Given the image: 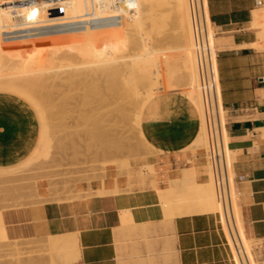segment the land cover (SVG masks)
Returning <instances> with one entry per match:
<instances>
[{
	"label": "crops",
	"instance_id": "0c3cea01",
	"mask_svg": "<svg viewBox=\"0 0 264 264\" xmlns=\"http://www.w3.org/2000/svg\"><path fill=\"white\" fill-rule=\"evenodd\" d=\"M205 3L208 13L207 0ZM208 3L209 28L217 33L213 46L215 50L216 43L219 47V75L214 59L212 93L227 134L230 163L233 158L236 172L246 176L237 182V198L244 227L256 245L264 242V38L260 39L264 0ZM193 66L199 106L182 92L171 90L151 100L142 114L144 135L157 150L152 162L162 189L169 186L172 176L181 177L185 170L204 180L207 166L208 179L214 165L206 151L213 144L212 93L203 80L199 50L193 51ZM201 134L204 145L199 147L207 152L208 163L204 152H194ZM41 136L42 122L36 108L20 94L0 91V170L27 161L39 147ZM114 176L108 171L103 179L83 183L86 195L81 198L9 210L5 216L9 235L44 242L51 236H75L78 256L70 264H234L233 260L240 264L220 228L219 213L164 218L153 188L95 193L111 188ZM123 209H128L129 215ZM130 215L132 223L125 224L124 218ZM254 259L255 264L264 262Z\"/></svg>",
	"mask_w": 264,
	"mask_h": 264
},
{
	"label": "bare ground",
	"instance_id": "6f19581e",
	"mask_svg": "<svg viewBox=\"0 0 264 264\" xmlns=\"http://www.w3.org/2000/svg\"><path fill=\"white\" fill-rule=\"evenodd\" d=\"M73 1L74 0L65 1L62 3V5L66 3L68 4L69 2L73 4ZM75 1L78 2L79 4L81 0L78 1L75 0ZM147 1L151 2V13L148 16H146V19L149 18L150 20L149 24L146 22L145 24L142 21V18L140 17L141 9H140V4L138 5V0H136L137 4L135 10L130 12L119 14L106 9L111 15L110 14L108 15L106 11L104 12H106L109 17L104 13L102 14H104V16H107L108 18L110 17L112 18L111 19L112 21H108L111 22L109 24L107 23L108 19L107 18L105 19V17L102 16L101 13L98 14V12L97 15L91 19H80V18L77 19V17L81 15L84 12V10L83 8H81L82 7L81 5H79V7L71 6L74 9V11L73 9L72 10L70 9L71 11H73L72 12L73 15L71 14L73 17L68 14L67 15L70 16L71 18L68 16L67 17L70 18L71 22L74 23L72 24L73 35L71 34L69 36L67 35L63 40L64 50H65L63 51L64 54H59L53 51L51 52L50 49H48L50 47L49 44L51 43L50 41L56 38V33H45L44 35L42 34L43 36V37L41 36L42 41H40L39 39L40 42L38 43L36 42L37 44H35L33 42L36 39H34L30 42L31 45L29 43L28 44L26 43L27 45H25L24 42L27 40L25 35H27V33H24L25 32L24 27L18 26L19 25L18 21L24 18L25 13H28L26 12L27 10L26 8H24L23 4H16L17 12L14 11L15 12L14 14H11L10 16L6 14L8 17L5 15L4 18H0V24L4 25L6 28L3 29L4 30L3 32H1L3 37L1 38L2 40H0V42L2 41L0 44H1V48L3 49L0 50L1 51L0 64L1 63L15 64L20 62L21 59L25 57H31L33 60L35 59V61H38V59L39 61L41 59H43V61L45 60V62L50 61L51 62L50 64L46 62L50 67V65L53 63H57V62L61 63L62 61L60 60H63L64 56L66 58L68 57L69 59L71 57H72L71 59H74L73 55L79 56L80 54L81 56V54L83 55L85 54L84 56L86 57V55L88 54L87 55L88 57L89 54L91 56V54L94 52L95 54L98 52V54L96 55H100L101 53L108 54L109 53L108 51H111V48L112 49L115 48L114 50L117 49L119 50L120 48H124V47H126V49L130 47L132 49L135 48L134 50L137 51V53L134 56L130 57L129 59H125V58L123 59V57H117L116 55L113 56L112 54L113 50H112L111 56L107 57L105 62L97 65L96 67L90 66V68L88 69H91L92 67L91 70L87 69L88 71H85L84 69L83 72L82 71L79 72L78 70H73L71 68H68L69 70L71 69V71L66 72L67 71L66 68L64 69L65 72L63 71L61 72L63 73L62 76L61 73L58 72V69L57 70L53 69L57 67V68H62L61 70H63V66L60 65V63L59 65L62 67H60L58 64H55V67L51 65L52 69L51 68L49 69V67H47V64L45 63L46 67H44V69L46 68L47 71L51 70L52 73L55 71L52 75L48 74V72L46 74V71L43 69L44 70L43 73L45 72V74H41L42 72H39L40 74H37L40 75L39 77H37L35 73H31L30 76H27L25 70H24L25 75L22 73L23 70H21L22 74L20 73L19 75L17 73L11 72L5 76H0V89L4 88L8 91L12 90L18 92L22 97H24L27 101H29V103L32 104V106L36 108L42 122L41 141L39 147L33 152L32 156L20 166L15 167L8 171H0V173L15 171L17 169H20L21 167H25L27 165L33 164L39 161V159L41 160V158H46L49 156L52 147V142L54 140L53 137L55 135H53L52 133L53 125L51 124L52 120L49 116L51 114L47 112L49 110L46 111L45 109L46 104L44 103H46V100L49 101L52 98V96H54L55 100L54 98H53L54 101L52 99L51 100L56 104V99L57 98L59 99V97L56 96H59V93L58 95L55 96L54 93L52 95V91L58 88L59 91L61 90L60 93H62L63 88L61 87H63V85H65V87H67L69 91H72V89L73 90L79 89L80 92H82L79 93L80 95L82 94L81 96L82 99L79 100L82 101V104L84 106V108L81 106L82 111L84 109L85 112H81L79 116H81L80 117L82 119L81 121H83L87 125L86 128H88V130L86 131L89 134L90 138L95 137L93 133V129H90L91 117L94 116H92L93 113H91V115L90 113L87 114V111L89 110L86 111L85 106L87 104H90L92 109H94L92 111L96 113L95 115L99 113L100 116V114L104 115V113L102 114L101 112V109L103 107L115 105L114 111L119 112L122 117H127V118L130 117V119L133 118L132 120L134 121L135 127L137 128V131L139 133L142 142L147 146L148 149L150 148L151 151H157V150L154 148L152 144L148 142V140L144 135L142 129V114L147 104L151 102V100L159 96L161 92L160 87L165 88V91H167L172 89H178L179 87L182 88L188 85L189 89L183 92L187 94L186 96L190 98L191 101H193L197 106H199V98L197 91L195 89L196 82L194 77L195 74H194V66H193V51L200 49L196 18L194 13V1L193 0L176 1L177 5L173 9L175 10L173 12L174 13L177 12L178 17L176 16V18L178 19L174 17L175 14L171 16L169 14L170 12L168 13L169 16H171V18L174 17L173 20L175 21V23L178 20L176 25L177 26L179 25L178 30L181 33L180 36L182 35L184 39V43H182V46L185 49L179 55L161 52L164 51L165 48L164 46L166 45L164 44V37L162 34L164 33V30L169 24L168 20L170 19L168 14H164L163 7L164 5L169 3V1L143 0L142 2H147ZM3 4L4 3L2 2L0 5V12H2L3 14H5V12L7 13L8 11H9L8 13H11L10 11L13 12V9L10 6ZM39 5H44V6L49 5L51 7L54 6L49 0H43L39 3ZM37 7L39 9V6H35V7H30V10L31 9L33 10V8L37 9ZM48 7H46V9H48ZM65 8H67V6L63 7V9ZM36 9L34 10V12L36 11V13L38 14L34 13L33 11H30L31 12L30 14L33 15V17H36L35 15L39 16L41 14L39 13V11L37 12ZM48 10L51 11V9ZM53 10L56 9H52V11ZM59 10L60 9H57L56 11L59 12ZM65 10H62L64 11L63 12L64 14L65 12L68 13L71 12L70 10L69 11L67 9ZM97 22L98 24H101L100 28H96L95 24ZM7 27L10 29H8ZM146 32L151 33V35L148 37L149 40H147L146 36L144 35V33ZM209 32H210V28H209ZM260 33H259L260 39H263L264 30H262ZM92 34L96 36V39L94 41H90L89 43L86 41V37ZM213 36L215 37V34H213ZM145 38L147 41H145ZM168 41L170 42V40ZM39 43L41 45H38ZM147 43L153 46L154 48L153 51L145 50L147 46H150ZM142 48L144 49V51H139ZM68 58L67 60H69ZM43 61H40L39 64H42ZM180 71L184 72V75L187 76L186 82L182 80L184 76L183 77L180 76V73L181 75H183L182 72ZM64 73L67 74L64 75ZM49 78H51V82H49L50 80L47 81ZM209 87H210V92L212 93V83H210ZM81 89H83V91ZM72 96L74 97V95ZM50 101L48 103L52 104L53 102ZM82 104L80 102V105ZM210 106L212 110L210 118H211V127H212V135H213V150L211 151V153L213 155L211 153L210 154H211V158L216 160V156L218 155V149H217L218 141L216 140L215 137L216 130L213 125V120H214V116L216 117V115L214 114V109H216L217 114L219 115V107H218V102L215 101L213 97V93L211 94ZM49 118L51 121L49 120ZM105 135L102 137L98 136L97 138L100 137V139H105L106 137ZM199 136H200L199 139L197 141L195 140L196 141L195 146L198 147L204 145L203 143L204 137L202 138V134ZM222 137H223V143L225 144V153H226V146H228V138L226 132L225 134L223 133ZM128 169L129 168L126 167V174H128L129 172ZM210 169L211 170L208 175V179L203 184L196 182L195 180H192V178L194 177V172L192 170H185L183 176L181 177L172 176L169 179V186H164V189H162L159 185L160 180L155 165L151 163L147 169H145L144 164L141 167V171L144 173L143 176H145V174L153 175L150 184L152 185L151 188L155 189L157 192L164 193V191L175 190V189H186V190L192 189L194 191L192 193L194 194L192 198L187 199L183 202H173L167 205L172 210L181 209L183 212H187V213H192V212L221 213L223 227L225 228L228 234V241L233 246L238 261L240 262V264H253L254 261L250 259L251 258L250 248L255 243L256 239L250 236L244 227L243 219H242V211L238 203L237 195L235 194L234 189L232 188L234 225H231L228 222H226L223 216L222 202L220 198L219 184H218L215 164L212 165ZM149 175L147 177H149ZM144 179L143 181H146V179L148 178L145 177ZM162 206H163L162 210L164 211V205L162 204ZM125 210L128 209H123V211ZM127 213L129 215V212ZM131 215L129 218L133 216ZM73 237L75 236L72 235L69 236V234L68 236L66 234L65 236L48 237L47 243H49V247H50L49 249L51 250L54 256L52 260L53 264H58V262L69 263L70 261H73L74 259L77 258L79 248L77 247V243L74 240L76 238ZM47 243L46 245H48ZM55 257L57 259H55ZM30 259L31 258H29V260ZM22 260H26V259L24 258ZM26 263L27 262L25 261V264ZM28 263L30 262L28 261Z\"/></svg>",
	"mask_w": 264,
	"mask_h": 264
},
{
	"label": "rangeland",
	"instance_id": "374dc122",
	"mask_svg": "<svg viewBox=\"0 0 264 264\" xmlns=\"http://www.w3.org/2000/svg\"><path fill=\"white\" fill-rule=\"evenodd\" d=\"M74 1H73V4L75 3L74 5L71 3L72 1L69 2L68 4L66 3L63 5L61 4V5L63 7L67 6V8L65 9H67L68 11L70 9L71 10L73 9L71 6L79 7V5H81L82 6L81 8L85 10L84 8L85 0H81L79 4L78 2L76 1L74 2ZM142 1L143 0H138V5L140 4V9H141L140 17L142 18V21L144 23L146 22L149 24L150 20L148 17H147L148 19H146V16H148L151 13V2L150 1L142 2ZM168 1L169 3H167L163 7L164 14H168L170 12L169 14L171 16L175 14L174 17L176 18L178 14L177 12L174 13L173 11L175 10L173 9L177 5V2H176L177 0H168ZM48 6L49 5L47 6L39 5V9L38 7L37 9L36 8H33V10L31 9L30 11L34 12V10L36 9L37 12L39 11V13H41L39 16L34 14L36 17H33V15H31L32 18H41V17L46 16V12L51 7V6L49 7ZM46 7H48V9H46ZM51 8H53V6ZM65 9H62V10H65ZM102 9L103 8L97 11L98 14L101 13L102 16H104V14L107 15V13L108 15L110 14L106 9L105 10H102ZM56 10H53V11H56ZM62 10L61 12H64ZM51 11L49 10L50 13H52ZM73 11L69 13L65 12V14L72 16ZM104 11H106L107 13ZM8 12L7 13L5 12V14L0 12V18H4L6 14L10 16L11 14L15 13L14 11L13 12L10 11L11 13H8ZM28 13H31V12H28ZM34 13H36V11ZM107 16H104V17L105 19L106 18L108 19L107 23L109 24L111 22H108V21H112L111 20L112 18L111 17L108 18L109 16L108 17ZM171 16H169L170 18L168 20L169 24L167 25L166 29L164 30V33L162 34L164 37V44L166 45L164 46L165 47L164 51H161V52L179 55L185 49L182 46V43H184V39L182 35L180 36L181 33L178 30L179 25L178 26L176 25L178 20L175 23V21L173 20L174 17L171 18ZM95 25H96V28H100L101 24H98L97 22ZM173 27H176V28H173ZM180 29H181V26H180ZM24 31H25L24 33H27V35H25L27 38V40L24 42L25 45H27L28 43L30 44V42L34 39H36L33 42L35 44L42 41L41 40L43 37L42 34L41 35L40 34L30 35L29 31L25 28H24ZM55 33H56V38L50 41L51 43H49L50 47L48 44V47H49L48 49H50L51 52L53 51L59 54H64L63 51L65 50H64L63 40L65 39L67 35L68 36L70 34L73 35L72 34L73 28L71 26V28L68 30H65L63 32H55ZM44 34L45 33H43V35ZM212 34H214V31L210 30V35L212 36ZM144 35L146 36L147 40H149L148 37L151 35V33L146 32L144 33ZM2 37L3 35L1 33L0 40H2L1 39ZM146 38H145V41H147ZM95 39H96V36H94L93 34L86 37V41L89 43L90 41H94ZM168 40H170V42ZM212 42L215 44V37H213ZM38 45H41V44L39 43ZM124 48H120L121 50L120 49L114 50L115 48L114 49L111 48V51L113 50L112 51L113 53L111 51H108L109 52L108 54L101 53L100 55H96L98 54V52L96 54L94 52L91 54V56L89 54L88 57H87L88 54L86 55V57L84 56L85 54L84 55L81 54L82 57L80 56V54L79 56L77 55L78 57L76 55H73L74 59H71L72 58L71 57L70 58L71 60L68 57L67 58L69 60H67V58L64 56L63 58L66 60L64 59L60 60L62 61L61 63L52 62L54 65L53 64L51 65L55 67V64L59 65L60 63V65L63 66V70H61L62 68H57V67L53 68L56 70L58 69V72L60 73L62 71L65 72L64 69L66 68H67L66 72L71 71V69L78 70L79 72L81 71L83 72L84 69L85 71H88V70H91L92 67H96L97 65L105 62L106 58L111 56V53L113 54V56L116 55L117 57H123V59L124 58L129 59L130 57L134 56L137 53V51L134 50L135 48L133 49L131 47L127 49L126 47ZM167 48H170V49H167ZM216 48L217 49L219 48L217 43H216ZM2 49L3 48H1V44H0V50ZM145 50L153 51L154 48L153 46L150 45V46H147ZM197 50H200V49H197ZM139 51H144V49L142 48ZM38 61H35V59L33 60L31 57H25L21 59L20 62L15 63V64L1 63L0 64V76H5L11 72L17 73L19 75L22 72L21 70H23L22 73L24 75L26 72L27 76H30L31 73H35L36 75L40 74L39 72H42L41 74H45V72L43 73L44 70L46 71V74L48 72V74L50 75H52L55 72L54 71L52 73L51 70L47 71L46 68L44 69V67H46V64H47V67H49L48 63L50 64L51 63L50 61L49 62L46 61L48 62L46 63L45 60L43 61V59H41L40 61H43L42 64H39L40 61L39 62ZM51 65L49 69L50 68L52 69ZM90 66H92L91 69H88L90 68ZM68 68H71V69L69 70ZM62 74L63 73H61V76ZM65 74L67 73H64V75ZM182 74L183 75H181L180 73V76L181 77L184 76V78L183 79L181 78V79L184 82H186L187 76L184 75V72H182ZM39 76L40 75H37V77ZM51 78H49L47 81L50 80L49 82H51ZM61 88H63L62 93H60L61 90L59 91L58 88L53 90L54 92L52 91V95L54 93L55 96L58 95L59 93V96H56V97H59V99L58 98L56 99V104L53 102L55 100L54 96H52L51 98L52 100L54 98L53 101L50 99L54 104L48 103L50 100L49 101L46 100V103H44L46 104L45 105L46 111L49 110L47 112L51 114L49 116L52 121L50 120V118L49 120L51 121V124L53 125L52 133L53 135H55L53 137L54 140L52 142V147H51L49 156L46 158H41V160L39 159V161L33 164H30V165H27L25 167H21L20 169H17L15 171L0 173V264H19V263L22 264V262L23 264H25V261L27 262L26 264H45V263L53 264L52 260L54 256L51 250L49 249L50 247H49V243H47L48 241H46V243L48 244L46 245L45 242L41 240H36L33 238H22V237L21 238H11V236L9 235V229L7 228V224H6L7 222L5 218L9 210H14V209L16 210L18 208H24V207L31 206L33 204L43 203V202H48V201H61V200L81 198L86 195L82 188V184L85 182H91L94 179H99V178L103 179L104 177L107 176L108 171L115 173L114 182H113L112 187L111 188L104 187L101 190L95 191V193H99V194L118 193V192L148 189L152 187L150 182L152 181L153 175L145 174V176H143L144 173L141 171V167L144 164L145 169H147L151 163L153 164L152 158H154L157 155V152L151 151L150 148L148 149L147 146L142 142L139 136V133L137 131V128L135 127L134 121L132 120L133 118L130 119V117L129 118L122 117L119 112L114 111L115 105L103 107L101 109V112L102 114L104 113V115L100 114L99 116V113L95 115L96 113L92 111L94 109H92L90 104H87L86 105L87 107L85 106V110L86 111L89 110L87 111V114L88 113H90V115L91 113L94 114V115L92 114V116L94 117H91L90 129H93V133L95 137L90 138L89 134L86 131L88 130V128H86L87 125L83 121H81L82 120L80 118L81 116H79L81 112H85L84 109L82 111V107L84 108V106L82 104V101L79 100V99H82L81 98L82 94L81 95L79 94L82 92H80L79 89H74V90L72 89V91H69V89H67L65 85H63V87ZM187 89H189L188 85L182 88L179 87L178 89H172V90L180 91L184 95H187L186 93L183 92ZM195 89H196V85H195ZM2 90H6V89L4 88L0 89V91ZM76 90H79V91H76ZM81 90L83 91V89ZM73 91L74 92L76 91V92L74 93ZM160 91H161L160 93H164V92H169L171 90L165 91V88L160 87ZM13 92L19 94L16 91H13ZM72 95H74V97ZM80 102L82 105H80ZM101 119L104 121H102ZM92 122H93V125H92ZM211 130H212V127H211ZM104 135L106 136L105 139H100V137ZM98 136L100 137L97 138ZM212 150H213V144L210 147L206 148V151L209 153H211ZM194 152L195 153L204 152V156H205V151L202 148H194ZM226 154H227V159L230 161V150L228 149V146H226ZM205 162H207L206 157H205ZM212 162L215 164L214 159H212ZM126 167L129 168L128 169L129 175L126 174ZM155 168H156V165H155ZM11 169H2L0 171H8ZM204 169L206 172L205 173L206 178L204 180H201L199 176H195V175L192 178V180H195L196 182H199L202 184L205 183L207 180V175H206L207 166H205ZM157 173H158V170H157ZM148 175L149 177H147ZM145 177L148 179H146V181H143ZM142 182H145V183H142ZM193 192L194 191L192 189L190 190L175 189V190L164 191V193L157 192L159 202H161L164 205V218L175 217V216L185 215V214H195L196 212L187 213V212H183L181 209L172 210L170 207L167 206L173 202H183L187 199L192 198L194 196V194H192ZM203 213H210V212H203ZM124 223L125 224L132 223L131 218H124ZM36 243L38 246L36 245ZM250 249H251L250 259L254 261L253 264H255L254 256L255 258L259 260H264V242L259 241L257 242L256 245L254 243V246L251 247ZM24 258L26 260H22ZM29 258H31L30 259L31 261L29 260ZM27 260L30 263H28ZM261 264H264V262H262Z\"/></svg>",
	"mask_w": 264,
	"mask_h": 264
},
{
	"label": "built area",
	"instance_id": "2783aa9c",
	"mask_svg": "<svg viewBox=\"0 0 264 264\" xmlns=\"http://www.w3.org/2000/svg\"><path fill=\"white\" fill-rule=\"evenodd\" d=\"M43 0H0V5L3 2V5L10 6L13 11L17 10L16 4H23L24 8H26V12H30V7L39 6V3ZM53 6V8L49 9H63L61 5L63 2L68 0H49ZM194 1V13L196 18V25L198 31L199 38V46L201 51V62H202V74L203 80L206 86L212 82L213 79V60L217 61V69L219 75L218 68V50L214 49L213 46V37L209 32V24L211 21V15L208 4V13L206 11V3L205 0H193ZM136 0H85V10L84 12L77 17V19H91L97 15L98 9H108L113 11L114 13H126L135 10ZM258 4H262V1H258ZM46 12V16L41 18H32L30 13H25L24 18L21 19L18 26H22L29 31L30 35H38L43 33H55V32H63L71 28L73 22L71 19L67 17L63 12L51 11ZM212 23V22H211ZM8 28V27H7ZM6 29L4 25L0 24V34ZM10 29V28H8ZM7 29V30H8ZM217 33H215L216 36ZM220 81V78H219ZM214 120L213 125L216 130V140L218 141V155L215 160V169L217 173V179L219 184V192L220 198L222 202V210L223 216L231 225H234V213H233V189L232 185L237 192L236 185L238 181L244 180V174H238L234 169V161L232 158V164H230L227 159V155L225 153V144L223 143V128L221 125V117L217 114L216 109H214ZM206 163H208V154L205 151ZM232 165V169H231ZM238 197V192H237ZM219 218V225L221 230L223 231L226 242L228 244V240L223 229L222 216L221 214L217 215ZM229 246V244H228ZM230 247V246H229ZM232 254V253H231ZM233 259V257H232ZM234 264L235 261L233 260Z\"/></svg>",
	"mask_w": 264,
	"mask_h": 264
}]
</instances>
